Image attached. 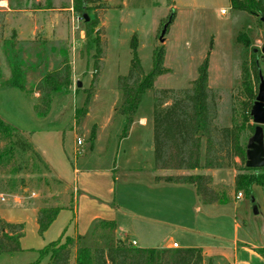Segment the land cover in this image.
I'll list each match as a JSON object with an SVG mask.
<instances>
[{
	"label": "rangeland",
	"instance_id": "obj_1",
	"mask_svg": "<svg viewBox=\"0 0 264 264\" xmlns=\"http://www.w3.org/2000/svg\"><path fill=\"white\" fill-rule=\"evenodd\" d=\"M7 1L17 13L11 21L0 13V118L25 134L39 153L52 160L56 170L53 172L46 164L47 168L39 165L41 170L37 171L30 163L15 174L9 170L0 172V195L27 197L25 190H29L38 194V199L30 201L37 207L58 205L57 208H69L59 215L44 236L32 217L10 210L19 215L18 219L28 220L20 243L23 250L2 254L0 264H34L39 254L31 248L42 249L57 241L58 232L64 226L69 228L68 235L72 236L77 223L86 220L84 218L91 212L103 214L98 206H90L82 200L83 191L75 201L77 191L73 185L76 181L82 182L76 169L95 173L94 185L82 183L89 189L99 183L96 189L103 199L110 197L109 187L115 184L110 206L118 205L123 210V214L118 215V236L135 239L138 248L173 242L182 246L186 245V239L197 238L202 243L219 245L215 251L216 262L220 259L229 264L222 256L227 255L233 263V242L238 241L237 264H264V259L254 250L264 248V187L254 186L248 193L241 191L244 197L237 199L235 180L243 171L227 166L207 170L205 174L213 177V187L227 193L231 201L225 205L202 206V212H199L197 195L192 187L173 185L153 189L149 186L146 180L151 172L142 169L149 159L151 164L154 163V154L152 151L145 153L141 148L144 144L137 143L138 136L145 140L149 136L153 142L151 120L155 91L189 89L198 78L200 66L209 57V86L216 104L214 125L223 128L235 123L240 128L241 142L247 147L255 131L250 129L253 120L246 122L242 117L244 104L249 102L243 86V69L251 70L249 77L257 97L260 81L255 78L252 64L256 60L264 76V55L261 53L264 24L260 18L233 9L231 0H103L97 13L99 27L105 32V57L99 79L93 85L95 49L86 37L88 22L74 13L73 0ZM223 10L225 14H222ZM87 15L92 20L95 11H89ZM166 25L165 42L161 43ZM18 32H22L23 37ZM240 33H244V41H249L248 47L236 42ZM134 36L145 73L151 72L154 54L162 48L165 50L164 68L169 73L159 77L154 90L145 94L135 116L134 121L143 119L147 130L135 132L125 141L126 118L116 113L121 102L118 79L127 75L131 67ZM65 59L72 67L73 85L69 91L54 94L50 114L45 118L36 115L37 100L32 94L3 87L13 76L14 68L20 67L25 69L26 89L38 93L35 88L41 76L50 69H57ZM89 90V113L76 126V109L83 107ZM254 102L255 99L252 107ZM92 132L96 133L95 146L90 140ZM78 137L84 139V146L81 155L76 156ZM133 144L143 151L141 163L127 162L129 156L123 151H129ZM236 162L242 166L240 159ZM107 171L112 175L103 174ZM115 178L117 181L114 182ZM78 186L81 188V183ZM98 205L101 206L100 202ZM151 207L163 215L164 222L159 226L149 222ZM192 229L200 231V236L196 237ZM102 234L103 231L98 230L81 244L103 245ZM150 238L153 243L145 242ZM41 264H49V261Z\"/></svg>",
	"mask_w": 264,
	"mask_h": 264
},
{
	"label": "trees",
	"instance_id": "obj_2",
	"mask_svg": "<svg viewBox=\"0 0 264 264\" xmlns=\"http://www.w3.org/2000/svg\"><path fill=\"white\" fill-rule=\"evenodd\" d=\"M103 0H73V11L82 16L89 11H95V17L87 21L86 37L94 47L93 60L95 65L93 85L97 83L101 66L105 57L106 40L104 28H100V17L97 13ZM233 9L247 12L264 19V0H231ZM105 8V7H103ZM92 37V38H91ZM244 33H240L236 42L246 47L249 41L245 40ZM90 46V47H91ZM131 67L127 75L120 76L118 87L121 92V102L116 108L118 115L126 118L123 137H127L134 123L135 116L141 106L145 94L154 90L159 77L169 73L164 68L165 50L162 48L155 52L153 68L145 73L138 52L136 36L131 41ZM258 52L255 50V53ZM255 57L257 55H254ZM252 69L257 81H260V66L256 60ZM246 70V71H245ZM249 70V72H248ZM198 78L194 80L189 89L155 91L153 112V138H154V167L156 171L168 172L155 177L157 184H174L193 186L204 205H225L231 197L213 187V177L200 173L199 170L222 169L225 166L233 167L238 171H249L251 174L239 173L235 180V190L250 192L254 186L264 187V168L249 169L246 167L247 157L245 147L241 142L240 128L235 125L217 128L215 95L209 86V57L199 68ZM250 69L244 67L243 86L247 99L242 117L246 122L252 120L251 110L253 100L256 99L249 73ZM72 67L65 59L55 70L47 72L40 79L35 90L39 93L34 107L40 118L50 114L52 99L55 93L69 91L73 85ZM25 69L14 68L13 76L3 84V87L18 89L29 95L25 87ZM91 90L87 91V98L82 108L76 109V126L89 113ZM252 101V102H251ZM255 131L256 125L250 126ZM96 138L92 132L91 141ZM236 159L242 161L238 166ZM32 164L40 171L39 165L46 167V162L36 150L30 139L14 126L0 118V172L17 173L24 166ZM49 169V168H48ZM186 174H173V172ZM198 172V173H196ZM61 208L44 207L39 210L37 223L39 232L44 235L57 219ZM24 225L9 223L0 217V256L2 254L21 252V240L24 237ZM102 230L103 245L86 246L81 242L94 236ZM117 224L115 221H100L92 228L86 237L77 240L67 238L65 243L57 240L40 251L39 261L49 257V264H70L72 251L76 248V264H213L205 263L201 248H161L145 249L132 245L129 239L118 241L115 238ZM77 244V245H76ZM264 259V248L256 249Z\"/></svg>",
	"mask_w": 264,
	"mask_h": 264
},
{
	"label": "crops",
	"instance_id": "obj_3",
	"mask_svg": "<svg viewBox=\"0 0 264 264\" xmlns=\"http://www.w3.org/2000/svg\"><path fill=\"white\" fill-rule=\"evenodd\" d=\"M0 13H4L3 15L6 17V20H10L11 21V18H16V13H17V10L16 9H11L10 7V4L7 0H0ZM18 34L20 36H22V32H18ZM33 34V33H32ZM35 35V34H33ZM23 37V36H22ZM35 37V36H34ZM21 39V38H20ZM54 69V68H53ZM52 69V70H53ZM51 69L49 71H52ZM47 71V72H49ZM46 72V73H47ZM43 76H41V79H42ZM73 80H74V77H73ZM12 89V88H10ZM22 92V91H21ZM24 93V92H22ZM32 96L37 100L39 95L38 93H33ZM138 113H139V110H138ZM143 119L138 121H134L131 129H130V132L128 134L127 137H124L123 139L125 141L131 139L134 135L135 132H144L145 130H147V126H144L143 123H142ZM152 122V125H153V119L151 120ZM150 122V123H151ZM150 125V124H149ZM147 127V128H145ZM148 138L145 140L143 139L142 136H138L137 137V143H140L142 142V144H144V146L141 145V148H143V150L145 151H148L150 153V151L153 152L154 154V138H153V142L149 139V136H147ZM91 140V139H90ZM123 140V141H124ZM121 141V143L123 142ZM92 142V141H91ZM146 142V143H145ZM94 143V146L95 144H97V139L95 138V140L92 142V144ZM120 143V144H121ZM135 143V142H134ZM134 146L131 147V149L129 151H123L125 153H127V159H128V163L129 162H142L143 161V158H142V152L139 148L140 146L136 145V144H133ZM36 148V147H35ZM36 150L38 151V149L36 148ZM140 150V151H139ZM39 152V151H38ZM129 152V153H128ZM40 155L42 156V158L44 159V161L46 162L48 168L50 170H52L54 172V170H56V167L54 165V163L52 162L51 159H48L47 157H45L46 155L45 154H41ZM150 159L148 160V163H146L145 167H143L144 169L142 170H148L151 172V176L150 178H147L146 181H148V184L150 187H152L153 189H156V188H160V187H163V186H173L174 184H164V183H161V184H157L155 182V177L156 176H161V175H164L168 172H159V171H156L155 170V167H154V163L151 164L150 162ZM116 170V168L114 169V171ZM207 171V170H206ZM182 172V171H181ZM198 172L200 173H205V170H199ZM196 172V173H198ZM75 173H77V175L79 176L80 174V178H81V181L84 182V183H89V184H93V182L96 180V176L94 174H90V170H88L86 173H83L81 172L79 169H76L75 170ZM103 174H106V175H112L110 174L109 171L103 173ZM173 174H186L185 172L184 173H180V172H173ZM94 176V178H93ZM79 179V178H78ZM95 179V180H94ZM117 181V179L115 178L114 182ZM145 181V182H146ZM80 182V180L77 182H75V184L73 185L77 191V195L75 196V201L78 200V195L80 193V191H83L82 192V200H84L85 202H87L90 206H93L95 207L98 206L99 207V210L101 209L103 212V214H98L96 211V213L94 212H91V215L89 216H86L84 219L86 220H83L82 223H77V226L74 227V232H73V235L72 236H69L68 233H69V228L65 227L64 228H60L59 232H58V237L59 239L58 240H61V242L63 240H66L67 238H72V239H78L79 237H86L90 234L92 228L94 227V225L98 224L101 220H110V221H115L116 224H117V230L115 232V238L116 240L118 241H123L125 239H129V238H121L118 236V229L120 227V223H119V220H118V215L119 214H123V210L121 209L122 207L118 206V205H114L113 207H111L110 205L113 203V200L111 201V194L115 192V184L112 185V188H110L109 186H105V187H109V191H108V194H110V197L108 199H103L104 197L100 196L98 194V190L96 189L98 186H99V183L96 187L94 186H91V188L89 189V187H84L83 186V183ZM81 183V188H79L78 184ZM96 183V181H95ZM67 185H72L70 183H66ZM88 184V185H89ZM94 185V184H93ZM101 186L102 183H101ZM176 186H185V185H176ZM104 187V186H103ZM186 187H192L194 190L195 188L193 186H186ZM196 192V190H195ZM197 195V193H196ZM16 203H11V204H3L0 202V217L2 219H4L5 221L9 222V223H14V224H23L24 227L26 226L28 220H25V219H18V214L17 216L14 215L13 213H11L10 210H16V211H19L21 213H24L25 215H27L28 217H32L33 218V223H37V219H38V213H39V210L41 209L40 207H37V204L32 202L30 203V201H33V200H36L38 199V197L36 199H28L27 197H20V196H16ZM99 197H102L99 198ZM114 199V198H113ZM197 203H198V207H197V211L199 212H202L201 210V207L204 206H214V205H219V204H213V205H204L201 203L198 195H197ZM101 204V206H99L98 204ZM58 206V205H57ZM57 206H51V207H57ZM86 207V205H85ZM69 208V206H61V211H60V214L67 210ZM152 208V207H151ZM160 210H158L157 208L153 207L152 208V211L150 212L151 214V219H149V222L150 223H154L155 225H160L161 223L164 222V219H163V215H161L159 212ZM101 212V211H100ZM58 215V217H59ZM57 217V219H58ZM104 218V219H102ZM57 219L54 221V223L51 225V227L55 224V222L57 221ZM80 225H82V227H80ZM37 227L39 228L38 226V223H37ZM51 227L48 229V231L51 229ZM47 231V232H48ZM24 232H25V229H24ZM45 232L44 235L47 233ZM200 231H196V229H192V233H194V235H196V237H199L201 233H199ZM25 235V233H24ZM43 235V236H44ZM193 237V236H192ZM130 240V239H129ZM135 241L137 243V241L135 239H132L130 240V242H133ZM145 242H150L153 243L154 240H152L150 238V240H145ZM186 242V245H182L179 246V248H201L203 250V253H204V258H205V263H208L209 261H212L213 264H224L223 261H220V259L216 262V258H217V254H216V250L217 248L216 247H220L219 245H215L214 243H202L201 241L197 240V238H188L185 240ZM176 242H173L172 244H174ZM160 244H163V243H158L157 245H149L150 247H144L145 249H161V248H172V244L171 243H167L166 245H160ZM238 241H234L233 242V245H234V251H235V255H234V259H233V263L229 260V257H227V255H223L222 258H224L225 262L226 263H229V264H237V259H236V253H237V249H238ZM137 247V245H136ZM45 248V247H44ZM42 247V249H34V248H31L30 250L31 251H34V252H38V254L40 253L41 250L44 249ZM138 248V247H137ZM36 250V251H35ZM256 251V249H254ZM233 251V252H234ZM39 257H40V254H39ZM39 257L37 259V261L34 262V264H41L43 261L45 260H48L49 261V257H46L42 260L39 261ZM73 258L75 259V261H73ZM76 264V250H73L72 251V255H71V260H70V264Z\"/></svg>",
	"mask_w": 264,
	"mask_h": 264
},
{
	"label": "water",
	"instance_id": "obj_4",
	"mask_svg": "<svg viewBox=\"0 0 264 264\" xmlns=\"http://www.w3.org/2000/svg\"><path fill=\"white\" fill-rule=\"evenodd\" d=\"M85 20L89 21L88 15H85ZM264 24V19H261ZM168 29V25L165 26L163 33L161 35V43L165 42V35ZM261 53L264 55V46L261 49ZM260 84L259 92L253 104L251 110V117L253 123L256 125L254 135L249 140L246 150V167L249 169H262L264 168V76L260 70ZM81 84L79 83V87ZM258 211L255 209V214Z\"/></svg>",
	"mask_w": 264,
	"mask_h": 264
},
{
	"label": "built area",
	"instance_id": "obj_5",
	"mask_svg": "<svg viewBox=\"0 0 264 264\" xmlns=\"http://www.w3.org/2000/svg\"><path fill=\"white\" fill-rule=\"evenodd\" d=\"M225 13H226L225 10H223L222 11V14H225ZM83 146H84V139L81 138V137H78L77 138V143H76V148H75V154H76V156L81 155V153L83 151L82 150V147ZM25 192L28 194V196H27L28 199H36L38 197V194L36 192H34V191L25 190ZM243 197L244 196H243V193L242 192H240L237 195V199H241ZM16 198H17L16 196L14 198H12V197L10 198V196H8V195H0V202L3 203V204L16 203V201H17ZM131 243H132V245L134 247H136L137 243L135 241H133ZM172 245H173L172 247L174 249H178L179 248V246H178L177 243H174Z\"/></svg>",
	"mask_w": 264,
	"mask_h": 264
}]
</instances>
